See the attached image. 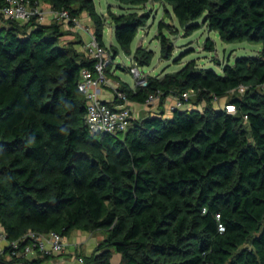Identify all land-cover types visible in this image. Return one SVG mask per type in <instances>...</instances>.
<instances>
[{
	"label": "trees",
	"instance_id": "16d2710c",
	"mask_svg": "<svg viewBox=\"0 0 264 264\" xmlns=\"http://www.w3.org/2000/svg\"><path fill=\"white\" fill-rule=\"evenodd\" d=\"M23 1L75 18L85 12L105 45L94 0ZM116 1L123 12H109L116 42L110 50L132 55L138 66L149 65L154 51L132 50L150 18L135 8L151 2L170 6L185 35L203 24L224 42L261 49L220 65L221 72L190 60L177 71L146 75L145 87L121 82L118 90L132 102L152 94L162 102L191 89L193 95L171 116L132 118L116 136L91 134L78 83L80 69L93 70L94 60L62 42L70 32L56 21L0 15V224L7 240L30 231H100L84 264H112L115 252L118 264H264V0ZM164 26L160 52L170 59ZM203 46L215 49L209 37ZM223 97L235 114L214 106ZM48 256L21 261L42 264Z\"/></svg>",
	"mask_w": 264,
	"mask_h": 264
},
{
	"label": "built area",
	"instance_id": "2783aa9c",
	"mask_svg": "<svg viewBox=\"0 0 264 264\" xmlns=\"http://www.w3.org/2000/svg\"><path fill=\"white\" fill-rule=\"evenodd\" d=\"M0 15L4 19L16 20L18 22H27L35 18L39 23L58 22L67 29H75L82 27L79 24V18L70 17L68 10H54L51 7L44 8V5L30 6L27 1L23 0H5V4L0 7ZM89 34V40L83 45V53L88 58L94 60L93 70L87 67L80 69V81L78 89L85 98L86 105V124L91 134L108 133L110 135H118L124 133L132 119V110L128 106L129 99L123 91L115 90L113 104L102 101L98 95L99 85L105 80V71L110 64L111 53L110 47L101 45L95 38L93 30L86 26L82 28ZM77 30V29H76ZM136 83L140 87H145L146 74L139 70V66L134 62L129 67ZM245 86L240 85L237 89L238 93L245 91ZM264 89V84L261 85ZM193 95V90H187L178 96H174L173 108H182ZM159 100L158 94L149 95L146 104H152ZM187 107L192 108V106ZM230 114L236 113V107L233 104H225L223 106ZM247 118V116H244ZM26 239L22 247H19V241ZM18 240H7L6 231L0 224V240H6L11 258L18 259L15 264H23L24 258L43 257L53 253L61 252L66 247L65 237L59 232L50 230L46 233L28 232ZM79 264H84L83 257L77 258Z\"/></svg>",
	"mask_w": 264,
	"mask_h": 264
},
{
	"label": "rangeland",
	"instance_id": "374dc122",
	"mask_svg": "<svg viewBox=\"0 0 264 264\" xmlns=\"http://www.w3.org/2000/svg\"><path fill=\"white\" fill-rule=\"evenodd\" d=\"M94 3L96 11L102 15L105 20L103 42L107 47H110L111 43L116 46V42L110 31L111 23L109 12L112 11L118 14L123 12L121 5L116 0H94ZM135 9L139 12H146L150 15L146 24L138 29L137 35L132 43L133 51L138 45H142L144 48L154 51L152 62L146 66H139V70L146 75L155 76L162 72L166 73L177 71L190 60H196L197 64L203 68H211L216 72H221L220 65L227 62L232 63L238 56L256 55L261 49L260 44L248 41L230 43L224 42L219 38L215 31H209L203 24H200V28L195 30L192 34L185 35L177 19L172 14L170 6L163 3L151 2L144 7ZM86 18L87 14L83 12V16L81 17L80 15L79 19V24L81 26L82 23L84 24L88 22ZM159 23L166 24L162 31L170 39L172 44V56L170 59H166L160 52V42L158 39ZM1 25L2 21H0V27ZM83 27L86 26L83 25ZM76 29H67L66 31L70 33L66 34L61 39L62 42L72 41V43H79L78 39H80V36L83 37L85 42L89 40L87 32L80 27ZM172 30H177L178 33L174 34L171 32ZM207 37L211 38L215 43V49L213 51L204 49L203 44ZM113 62V69L115 70V73L120 76L122 80L128 82L132 89L136 88V80L129 71V67L134 64L133 56L129 57L119 50ZM117 64L123 65L125 69L118 68L116 66ZM221 103H224V105L226 103L229 104L227 98H223ZM213 104L215 107L220 105L219 102H214ZM201 106H203V104ZM201 106H199V108H201ZM76 236L77 234L72 233L69 236V239L75 238ZM95 236H98L100 239L103 236V233L101 232ZM82 255L85 254L82 253ZM116 258L118 259V254ZM116 258L114 259L113 257V263H115Z\"/></svg>",
	"mask_w": 264,
	"mask_h": 264
},
{
	"label": "crops",
	"instance_id": "0c3cea01",
	"mask_svg": "<svg viewBox=\"0 0 264 264\" xmlns=\"http://www.w3.org/2000/svg\"><path fill=\"white\" fill-rule=\"evenodd\" d=\"M50 7L49 5H44V8ZM83 16V13L81 14V17ZM80 19V17H79ZM88 20L87 23H82V27L87 26L90 31L93 30V23L90 20L89 16L87 15ZM76 29V28H75ZM72 28V30H75ZM110 31L112 34V37L114 38L113 34V28L112 25L110 24ZM88 34V33H87ZM89 36V34H88ZM80 40L82 42L80 43H75L74 46L78 51L83 52V45L85 43L84 39L82 36H80ZM115 40V39H114ZM79 42V41H78ZM105 44V43H104ZM110 46L114 47L115 45L113 43L110 44ZM118 54V52H117ZM117 54H114V52L111 53V62L107 66V70L105 71V80L100 83L99 85V90H98V95L100 99L104 102H107L109 104H113L115 102L114 98V93L115 90L120 86V83H125L128 85L129 88L131 86L129 85L128 82L122 80L120 76H118L115 73V70L113 69V64H114V58L116 57ZM131 57L130 55H128ZM120 69H125L123 65H116ZM128 70V69H126ZM162 73H159L158 75L161 76ZM137 88V85H136ZM134 88L133 90H135ZM132 89V88H131ZM224 98V97H223ZM223 98H220L216 100L215 102H219L220 105L217 107L223 108L224 103H221L223 101ZM225 99V98H224ZM204 104V103H202ZM201 104V105H202ZM199 105V106H201ZM128 106L132 110V118H139L147 115H156L160 114L163 116H171L172 111H173V106H174V96H169L165 98L162 102L160 100H156L152 104H146V103H138V102H128ZM190 106H193V108H197L199 106L190 103ZM79 232V233H78ZM77 234L75 238L69 239V236L71 234ZM69 236L65 237V242H66V247L63 251L53 253L49 255L43 262L42 264H79L77 258L78 257H83L82 253L85 255H90L92 251L94 250L95 246L98 244V242L103 238V236L99 239L98 236H95L96 234L101 233L100 231L97 232H85V231H73ZM7 248V241L6 240H0V264H15L13 262V258H11L9 251L6 249ZM118 254V259L116 258ZM113 257L115 260V263H113ZM121 259V256L119 253H114L111 259L112 264H118Z\"/></svg>",
	"mask_w": 264,
	"mask_h": 264
},
{
	"label": "water",
	"instance_id": "95a60500",
	"mask_svg": "<svg viewBox=\"0 0 264 264\" xmlns=\"http://www.w3.org/2000/svg\"><path fill=\"white\" fill-rule=\"evenodd\" d=\"M98 134V133H97Z\"/></svg>",
	"mask_w": 264,
	"mask_h": 264
}]
</instances>
